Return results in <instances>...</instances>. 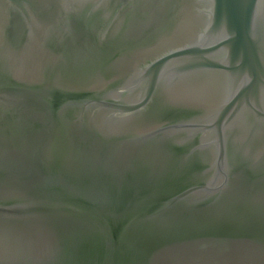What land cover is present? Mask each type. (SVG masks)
<instances>
[{
	"label": "water",
	"instance_id": "water-1",
	"mask_svg": "<svg viewBox=\"0 0 264 264\" xmlns=\"http://www.w3.org/2000/svg\"><path fill=\"white\" fill-rule=\"evenodd\" d=\"M0 264H264V0H0Z\"/></svg>",
	"mask_w": 264,
	"mask_h": 264
}]
</instances>
